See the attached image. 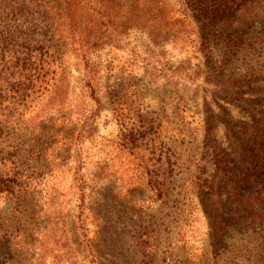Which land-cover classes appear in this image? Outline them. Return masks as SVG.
Masks as SVG:
<instances>
[{
  "label": "rangeland",
  "instance_id": "374dc122",
  "mask_svg": "<svg viewBox=\"0 0 264 264\" xmlns=\"http://www.w3.org/2000/svg\"><path fill=\"white\" fill-rule=\"evenodd\" d=\"M199 1L92 49L101 103L70 51L19 109L7 26L53 35L0 0V264H264V0Z\"/></svg>",
  "mask_w": 264,
  "mask_h": 264
},
{
  "label": "trees",
  "instance_id": "16d2710c",
  "mask_svg": "<svg viewBox=\"0 0 264 264\" xmlns=\"http://www.w3.org/2000/svg\"><path fill=\"white\" fill-rule=\"evenodd\" d=\"M235 1L200 0L199 10L206 19L216 21L223 18L226 5L230 7ZM159 3L160 0H7V17L27 5L35 13L42 9L53 35L41 41L28 29L7 26V79L17 75L21 81L15 87L9 83L7 102L19 109L29 107L36 96L48 90L57 72L65 67V57L73 51L76 58L85 61L90 97L101 103L97 68L88 55L107 35L127 24L149 30L156 25L164 27L165 10Z\"/></svg>",
  "mask_w": 264,
  "mask_h": 264
}]
</instances>
